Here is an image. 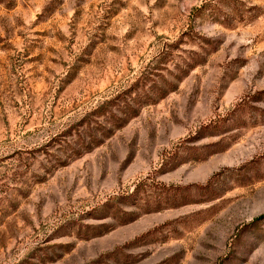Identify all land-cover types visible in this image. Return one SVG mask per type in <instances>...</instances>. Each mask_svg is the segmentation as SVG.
<instances>
[{
  "label": "rangeland",
  "instance_id": "1",
  "mask_svg": "<svg viewBox=\"0 0 264 264\" xmlns=\"http://www.w3.org/2000/svg\"><path fill=\"white\" fill-rule=\"evenodd\" d=\"M263 215L264 0H0V264H264Z\"/></svg>",
  "mask_w": 264,
  "mask_h": 264
},
{
  "label": "trees",
  "instance_id": "2",
  "mask_svg": "<svg viewBox=\"0 0 264 264\" xmlns=\"http://www.w3.org/2000/svg\"><path fill=\"white\" fill-rule=\"evenodd\" d=\"M151 180L149 175H147L146 177H144L143 179H141L134 187L132 193L135 196V199L139 198L140 193L145 191V182ZM153 185L155 186H159L158 188L164 191H173L174 192V186H169V187H165V185H162L160 183H155L153 182ZM172 198H174V196H172ZM168 206L172 205L173 202L169 199V201L167 202ZM162 207H160V204L157 205V209H160ZM260 218H264V215L261 217H258L257 219Z\"/></svg>",
  "mask_w": 264,
  "mask_h": 264
}]
</instances>
